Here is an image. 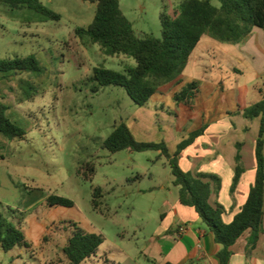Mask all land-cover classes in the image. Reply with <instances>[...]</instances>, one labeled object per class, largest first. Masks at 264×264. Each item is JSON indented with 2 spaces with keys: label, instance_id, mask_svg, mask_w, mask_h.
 <instances>
[{
  "label": "rangeland",
  "instance_id": "rangeland-1",
  "mask_svg": "<svg viewBox=\"0 0 264 264\" xmlns=\"http://www.w3.org/2000/svg\"><path fill=\"white\" fill-rule=\"evenodd\" d=\"M40 1L59 13L61 21L31 22L39 17L34 11L12 9L7 4L0 7V60L34 56L40 68L39 72L16 75L19 101L28 112L30 124L29 128L18 125L26 132L24 139L12 141L8 151L0 150V211L11 219L12 210L24 208L30 190L64 197L72 200L74 207L62 209L59 217L74 221L86 232L102 235L104 243L97 254L107 257L108 264H135L130 257L144 261L146 256L155 260L146 264H159L175 243L170 234L171 208L178 199V187L172 183L169 162L159 151L112 153L103 144L121 123L147 120L158 132H145L150 141L142 137L143 132L141 139L137 133L134 138L169 146L163 138L157 141L164 129L161 113L168 112L155 109L154 100L144 107L136 105L122 87L107 86L94 93L96 83L90 79L96 67L124 73L127 67L135 66V61L123 55L106 56L98 45L84 43L76 36L78 27L93 23L96 5L83 0ZM181 1L120 0V8L139 37L161 38V13L173 16ZM212 3L219 6L217 0ZM248 41L230 45L204 36L195 55L208 49L216 66H226L237 56L234 49H247ZM256 47L263 49L259 44ZM218 49H226L224 55ZM243 68L242 75L226 77L232 82L238 78L241 85L251 83L254 72L246 61ZM197 72L192 61L187 75L197 78ZM152 111L156 113L151 119ZM170 139L173 145L175 141ZM251 143L247 139L241 150L244 168L250 166L254 154ZM87 163L95 168L92 180L85 179V170L79 172ZM96 189L103 194L98 198V208L93 205ZM220 189L216 194L222 193ZM67 229L66 223L54 225L42 247L36 253L31 250L33 257H26L24 264H65ZM31 240L36 241L35 237Z\"/></svg>",
  "mask_w": 264,
  "mask_h": 264
},
{
  "label": "trees",
  "instance_id": "trees-1",
  "mask_svg": "<svg viewBox=\"0 0 264 264\" xmlns=\"http://www.w3.org/2000/svg\"><path fill=\"white\" fill-rule=\"evenodd\" d=\"M83 1L96 5V14L91 25L75 30L76 36L84 43L98 45L106 56L123 55L135 61V66L127 67L124 73L103 66L96 67L90 79L96 83L93 92L97 93L107 86L122 87L140 107L147 106L160 88L174 82L183 74L192 53L204 36L220 43L235 45L248 41L254 28L264 31V0H217L219 6L214 5L212 0H182L173 16L161 13V38L151 35L139 37L121 11L120 0ZM2 4H7L12 9L36 12L39 17L31 22L45 23L62 19L59 13L46 7L40 0H0V7ZM39 71V63L34 56L0 60V72L17 75L19 72ZM199 93V82L193 81L174 95V102L194 109ZM6 111V106L0 101V133L11 142L24 139L26 132L7 117ZM244 116L248 119L261 117L255 148L257 171L245 204L230 223L223 220L224 207L211 202L213 194L221 187V179L215 175L186 173L178 165L180 154L205 133L206 125L182 141L173 156L164 142H138L125 123L116 126L103 144V147L112 153L123 150H154L167 158L174 177L173 184L179 188V201L185 206L195 208L207 230L212 233L215 243L222 246L217 253L219 264H230L232 247L247 231L251 232V236L246 250L248 253L253 250L263 229L264 97L245 109ZM236 147L237 166L231 195L245 172L241 156L242 144L238 143ZM79 172L84 174L86 180H92L94 165L87 163L80 167ZM102 196V191L96 189L93 200L95 208L100 206L98 198ZM47 204L50 207H74L72 200L56 195L49 196ZM69 228L71 234L63 248L69 263L82 264L96 256L104 243L103 236L88 233L75 222H70ZM17 247L29 249L31 244L19 224L6 218L0 211V251L7 253Z\"/></svg>",
  "mask_w": 264,
  "mask_h": 264
},
{
  "label": "crops",
  "instance_id": "crops-1",
  "mask_svg": "<svg viewBox=\"0 0 264 264\" xmlns=\"http://www.w3.org/2000/svg\"><path fill=\"white\" fill-rule=\"evenodd\" d=\"M256 44L262 45L263 49H258ZM246 48L234 49L237 56L234 58L233 64L228 63L226 66H216L213 63L215 58L208 49L204 50L202 55H195L197 50L195 49L183 74L174 82L160 88L151 98L156 105L155 109H166L168 112V114L161 113L164 119L162 122L164 129L159 134L157 141L162 138L166 140L169 145L167 146L169 153L172 156L177 151V146L188 139L191 133L198 131L204 125L207 126L205 133L180 154L178 165L186 173L215 175L221 179L220 190L222 193L213 194L211 202L212 204L219 203L224 207L223 220L226 223L232 222L235 215L241 211L255 181L257 171L255 148L259 137L261 117L250 120L244 116V111L264 97V31L262 29L254 28L246 43ZM225 50L218 49V52L224 55ZM192 61L197 67V78L187 75L189 63ZM244 61L251 67L255 78L247 85L239 84L238 78H234L235 81L232 82L231 77H226L230 74H232L231 76H234L233 74L242 75ZM18 80L19 77L16 75L0 72V101L6 106V115L11 121L16 125H26L29 128L28 112L24 110L25 107L19 101ZM193 81L199 82L200 91L195 100L194 109L183 103L174 102V95ZM155 113L150 112L151 119ZM127 126L132 134L137 133L138 139H141V132H143L142 137L148 141L150 138L146 136L145 132H158L157 126L153 123L150 124L147 120L129 121ZM170 137L175 141L173 145H170ZM247 139L252 140L251 148L254 150V154L250 158V166L248 167L246 164L245 172L242 174L234 194L231 195L237 166L236 145L242 144L241 150H244ZM6 148L7 151L11 149V141L3 133H0V150ZM241 156L242 163L245 164L243 152ZM48 197L47 193L41 192L39 189L30 190L24 208L12 210L14 214L10 220L19 224L30 242L31 248L17 247L7 253L0 251V264H24L26 257H33L31 250H35L36 253V249H40L43 242L46 241L44 238L46 234L59 222L66 223L69 238L71 234L69 223L74 221L60 218L59 213L66 207H50L47 204ZM171 213L170 234L175 243L170 253L164 256L159 264H219L217 253L222 246L215 243L212 233L207 230L195 208L185 206L179 201V188L178 199L174 201ZM31 234L33 235L31 236ZM250 236L251 232L247 231L232 247L233 255L230 264H264V222L256 247L248 253L246 249ZM31 237H35L36 241L33 242ZM56 241L55 238L53 242ZM40 255L36 254L38 257ZM94 257H96L94 261L93 257L88 259L93 261L91 264L109 263L107 257L98 256V254ZM130 259L135 264H146V261L151 260L155 262L148 256L144 261L141 257H130ZM64 260L65 264H70L66 257Z\"/></svg>",
  "mask_w": 264,
  "mask_h": 264
}]
</instances>
